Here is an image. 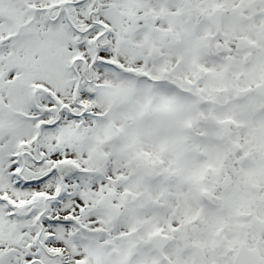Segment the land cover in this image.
<instances>
[{"label":"snow or ice","instance_id":"6c2138e0","mask_svg":"<svg viewBox=\"0 0 264 264\" xmlns=\"http://www.w3.org/2000/svg\"><path fill=\"white\" fill-rule=\"evenodd\" d=\"M0 264H264V0H0Z\"/></svg>","mask_w":264,"mask_h":264}]
</instances>
